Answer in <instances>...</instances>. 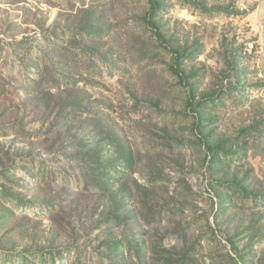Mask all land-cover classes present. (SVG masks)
Masks as SVG:
<instances>
[{"label":"rangeland","instance_id":"1","mask_svg":"<svg viewBox=\"0 0 264 264\" xmlns=\"http://www.w3.org/2000/svg\"><path fill=\"white\" fill-rule=\"evenodd\" d=\"M0 264H264V0H0Z\"/></svg>","mask_w":264,"mask_h":264},{"label":"trees","instance_id":"2","mask_svg":"<svg viewBox=\"0 0 264 264\" xmlns=\"http://www.w3.org/2000/svg\"><path fill=\"white\" fill-rule=\"evenodd\" d=\"M158 34V33H157Z\"/></svg>","mask_w":264,"mask_h":264}]
</instances>
